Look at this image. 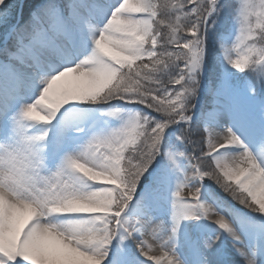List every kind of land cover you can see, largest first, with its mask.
Listing matches in <instances>:
<instances>
[{
  "label": "snow or ice",
  "instance_id": "6c2138e0",
  "mask_svg": "<svg viewBox=\"0 0 264 264\" xmlns=\"http://www.w3.org/2000/svg\"><path fill=\"white\" fill-rule=\"evenodd\" d=\"M0 264H264V0H0Z\"/></svg>",
  "mask_w": 264,
  "mask_h": 264
}]
</instances>
